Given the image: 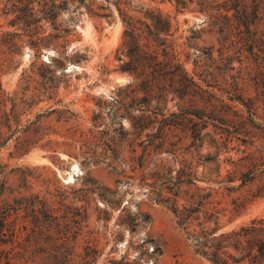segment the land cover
<instances>
[{"label": "rangeland", "instance_id": "374dc122", "mask_svg": "<svg viewBox=\"0 0 264 264\" xmlns=\"http://www.w3.org/2000/svg\"><path fill=\"white\" fill-rule=\"evenodd\" d=\"M60 1L67 5L56 26L62 37L36 57L24 41L19 53L7 49L3 32L15 28L0 0V120L5 110L11 121L21 117L19 129L6 127L11 138L0 149V264H115L123 256L137 264H214L195 250L173 209L154 198L153 175L160 172L163 195L177 191L180 204L207 195V206L227 207L223 230L264 217V0L250 26L234 11L215 21L231 26V36L198 5L178 11L175 0L134 2L171 17L168 44L187 72L167 70L154 98L142 87L133 95L140 71L118 69L117 55L127 57L115 1ZM50 70L58 93L37 100L39 72ZM24 74L36 80L28 86ZM132 119L166 123V140ZM86 175L115 189L106 193L119 206L93 193L75 199ZM137 211L150 217L131 230Z\"/></svg>", "mask_w": 264, "mask_h": 264}, {"label": "trees", "instance_id": "16d2710c", "mask_svg": "<svg viewBox=\"0 0 264 264\" xmlns=\"http://www.w3.org/2000/svg\"><path fill=\"white\" fill-rule=\"evenodd\" d=\"M3 5V14L10 16L9 25L14 27V31L6 30L3 32L4 44L12 53H19L22 50L20 41H24L25 45H29L35 51V56L42 54L44 47L55 46L58 39L62 37L61 30L56 28L60 26L58 19L60 12L67 9L65 1L60 0H1ZM122 15L125 26L123 35V53L117 55L122 62L118 68L123 72L136 73L140 71L138 86L134 88L135 96L142 87L146 90V96L155 97V90L162 83V76L167 70H174L178 76L187 72L174 52V48L169 43V36L172 35V19L165 15L158 7L140 5L134 6L133 3L138 0H114ZM176 9L184 10L189 4L198 5L201 11L207 15L208 21L216 24L219 18L230 19V11L240 13V19L244 25L250 26L259 18L261 2L259 0H175ZM132 11L143 12L145 20L137 17ZM222 22H218L219 29L223 34L233 35L231 26H223ZM48 24L53 29H57V33H47L44 28ZM216 24V25H218ZM2 25L0 24V27ZM144 27V28H143ZM23 30V32H19ZM26 38H23V37ZM34 64V63H33ZM51 75L40 74L41 79L39 88L34 95L37 100L41 96L52 98L58 93L59 81L54 75V71L50 70ZM24 81L28 86L36 80L31 74H24ZM192 83L196 80L192 78ZM138 88V89H137ZM8 97L4 95L3 101ZM60 100V99H59ZM243 100V99H241ZM16 105V101H13ZM134 108V107H133ZM42 113V112H40ZM39 113V114H40ZM7 114L5 119L0 120V149L11 138V133L15 129H19L21 117L17 116L15 121H11V117ZM132 126L149 127L151 126L157 133V137L163 143L166 140L167 128L166 123L160 122L146 123L131 120ZM154 122V121H153ZM121 125L122 120L120 121ZM14 126V127H13ZM12 130L7 134V130ZM92 161V160H91ZM89 163L90 160H85ZM92 162H97L94 159ZM0 166L2 163L0 161ZM154 176V185L158 186V196L154 197L157 201L167 203L174 211L178 224L184 229L187 237L191 240L197 252L208 257L214 264H264V217H252L248 221L239 224L231 229L223 230L219 224L220 218L225 214L227 207L212 208L207 206L209 199L207 195H201L193 203L180 204L178 192L173 191L171 195L165 196L164 192L168 186L159 182L161 174L158 171ZM83 183L86 185L82 191H74L75 199L83 200V196L95 194L101 197L107 205L113 209L118 207L120 200L109 197L106 192L116 194V190L109 186H101L100 182L91 175L84 177ZM104 189V191L102 190ZM74 199V200H75ZM234 205L230 208L232 214H236L239 203L233 201ZM84 204L74 206V212L82 215L84 212ZM150 215L143 211L135 213L134 225L130 228L136 230V226L142 221L149 220ZM129 223L126 221V223ZM130 226V225H129ZM153 240V239H149ZM144 240V243L149 241ZM147 245V244H145ZM154 251H160V245L156 243ZM141 257V256H140ZM115 264H137L127 260L125 256L122 259L113 261Z\"/></svg>", "mask_w": 264, "mask_h": 264}]
</instances>
